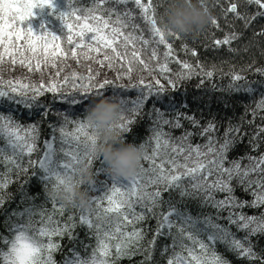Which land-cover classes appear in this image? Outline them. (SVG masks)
I'll return each instance as SVG.
<instances>
[{
	"label": "snow or ice",
	"instance_id": "1",
	"mask_svg": "<svg viewBox=\"0 0 264 264\" xmlns=\"http://www.w3.org/2000/svg\"><path fill=\"white\" fill-rule=\"evenodd\" d=\"M166 2L168 0H92L91 7L80 8L76 6V0H67L68 11L61 12L58 17L67 30L61 39L49 31L35 34L31 27H22L24 22L33 17L35 8H52L53 0H0V48L3 49L0 52V64L5 62L6 55H11L12 65L19 63L32 72L34 64L35 72L40 73L42 65L56 69L60 58L71 57L79 63L82 57L86 61H93L100 68H119L116 72L117 80L126 78L131 81L132 73L137 70L136 65L154 80V83H146L145 78L141 77L136 83L130 84L129 88H125L124 85L115 84L107 78L99 81L100 72L91 67L87 68V74L72 71L58 79L63 72V66L47 82L41 80L38 84L25 83L20 79H3L0 76V105L14 104L23 106L26 110L34 106L41 107L38 98L45 93H60L58 98L65 105L57 113L62 119L53 125L52 138L45 143L46 150L42 157L37 161L28 160L29 167L38 166L40 179L45 182L43 186L47 188L51 183L50 197L54 211L62 215L64 205L57 209L56 197L51 193L64 185L65 177L75 176L81 162L88 161L91 168L97 165L94 172L96 177L105 175L104 181H94L86 190L96 193L91 197V203L96 208L90 209L87 215L82 213L79 218V226H86L93 231L97 240L96 246L90 257L81 258L74 253V258L66 259L65 264H116L119 258L137 253L144 256L142 264H152L155 238L145 247L141 244L144 240L143 230L135 227L148 219L149 214L157 219L155 236L172 237L173 252L167 258V264H228L226 258L214 250L217 242L227 245L240 258L264 264V255H259L251 242V237L264 234V213L255 216L247 215L243 211L245 207H264V154L259 157L248 156L247 165H243L240 159H229L230 151L236 144L243 142V136L246 135L239 125L229 126L223 136L217 138L213 135L216 125L209 123L199 133L207 138L206 142L193 145L190 142L192 132L173 137L164 131L165 125L181 127L178 116L174 120L165 119L164 110L154 109L152 133L149 140L140 145L143 157L135 175L119 179L109 177L104 161L95 153L97 137L93 124L87 118V109L98 98L112 96L119 99L122 115L115 127L121 133H130L136 122L133 117L140 114L150 99L160 97L166 92L164 85L153 75L155 72L158 71L173 89L179 81L191 79L193 75L202 73L212 77L214 74V67L205 69L200 64L194 66L186 61H177L181 63L183 70L172 74L176 79L168 75L171 72L169 58L173 54V44L168 37L181 40L182 35L166 31L162 27L163 12L158 9ZM200 2L208 11L207 0ZM243 2L258 6L253 16L239 12L235 2H230L224 11L226 14H234L247 28L252 20L264 17V0ZM130 3L139 10V19L143 21L144 27L136 22L134 10L126 7ZM120 5L125 7L121 9L118 7ZM210 23L216 28L220 27L214 17ZM229 27L232 25L229 24ZM241 35L233 31L225 34L222 40H214V44L231 45ZM257 35L264 36V31ZM63 44L70 47H63ZM161 45L165 49L162 54L159 51ZM192 54L196 55L195 51ZM255 71L264 76V68H256ZM232 79L240 81L245 78L236 73ZM66 89H71L75 94H64ZM129 89H139L140 94L135 99H129L123 95ZM236 90L240 91V86H236ZM243 90L251 91L247 87ZM258 107L264 108V100H261ZM41 112L45 117L51 114L50 111H44L43 107ZM186 118L194 126H198L193 117ZM69 126H72L71 131L68 130ZM56 133H59V137ZM259 133L264 134V127L259 129ZM257 138L253 137L249 141L252 150L259 147L254 142ZM57 139L60 142L58 150L54 147ZM0 140L5 141V147L0 148V153L11 150V155L5 156V159L16 165L18 173L27 172L28 168L21 161L26 155L30 157L36 151L37 126H24L15 118L11 109L6 112L0 107ZM253 173H257L260 178L253 179ZM237 186L251 195L252 200L236 197ZM5 187L7 183H0V188ZM165 192H178L181 198L199 199L203 206L216 209V215L205 216L203 219L194 218L178 209L171 199L166 202L163 199ZM218 193L224 194L223 198H217ZM165 203L168 204V210L157 213L155 210ZM72 205L76 207L75 204ZM137 208L141 210L137 211ZM225 211L228 215L222 217L220 213ZM31 215L29 212L26 224L18 226L13 239H3V243L8 245L7 251H0L3 264H56L53 253L60 245L54 243L52 238L72 236V229L77 226L72 216L62 226L48 216L36 228ZM41 215L43 217L44 214ZM221 219H226L229 226L219 223ZM233 225L239 231L245 232L243 239L237 238L231 232L230 226ZM129 226H132L131 231H128ZM174 228L177 229L175 235L172 232ZM29 230L33 233L29 235L32 243L26 245L21 252L15 247L14 240H19L20 235L28 233ZM133 246L135 250L129 251ZM161 251L162 254L166 253L168 247L165 246Z\"/></svg>",
	"mask_w": 264,
	"mask_h": 264
},
{
	"label": "trees",
	"instance_id": "2",
	"mask_svg": "<svg viewBox=\"0 0 264 264\" xmlns=\"http://www.w3.org/2000/svg\"><path fill=\"white\" fill-rule=\"evenodd\" d=\"M23 2V0H19ZM146 2V0H145ZM158 2V0H157ZM230 2L238 4V11L246 13L248 16H253L258 10L256 5L244 4L243 0H207L208 11L211 18H216L220 27L216 28L209 22L208 25L199 33L193 35H182L181 40H176L174 37H168L169 41L173 44V54L169 58V67L173 79H176L173 73L182 71L180 62H188L194 66L197 64L203 65L205 69H213L214 74L212 77H207L202 73L193 75L191 79H184L179 81L176 88L173 89L167 80L157 71L153 75L160 83L164 85L166 92L155 99H150L142 108L140 114L135 119V124L132 126L130 133H123L124 139L128 143L136 145L145 144L152 133V121L154 119V109H162L165 111V119L174 120L179 117L181 127L174 128L165 125L164 131L170 133L173 137H180L185 132H192L190 142L193 145L204 144L206 137L199 135L202 128L206 127L209 123L216 125V131L213 133L217 138L223 136L225 130L229 126L239 125L246 135L243 136V142L235 145L229 153V159H240L243 165L249 163L247 157H259L264 154V134L259 133V129L264 127V108L258 107L261 100H264V76L256 73V68H264V36L257 35V33L264 31V17H258L252 20L247 28L244 26L242 20L236 19L234 14H226V9ZM167 2L158 9L163 12ZM76 6L80 8H88L92 6V0H76ZM119 8L123 9L125 6L120 5ZM127 8L133 9L137 16L136 22L144 27L143 21L139 19V10L135 9L133 4H128ZM67 0H53V7L35 8L33 10V17L22 24V27H31L35 34H43L45 31L52 32L54 35L64 38L66 35V28L59 20L61 12H67ZM229 24L232 27H229ZM237 32L242 34L240 38L234 41L231 45L214 44V40L223 39L225 34L230 32ZM147 35V32H145ZM251 42V44H250ZM20 43H23L22 41ZM187 45V47H185ZM63 47H70L66 44ZM230 49H235L232 51ZM247 49V50H245ZM164 47L161 45L159 51L162 54ZM3 49L0 48V52ZM195 51L196 55L192 52ZM102 58V57H101ZM11 55L5 56V62L0 64V68H5L6 71L0 73L3 79H20L22 82L39 83L41 80L47 82L51 76L60 66H63L61 77L70 74L72 71L87 74V68L91 67L93 70L99 71V81L107 78L114 81L115 84L124 85L129 88V85L136 83L141 77L145 78L146 83H154L153 77L148 75L147 72L140 70V66L136 65V71L132 73L131 81L123 78L116 79V72L120 69L108 70L100 68L99 65L93 61H86L82 57L77 63L71 57L60 58L58 60V67L53 69L42 65L41 72H35V65L33 64V71L29 72L27 68L21 66L19 63L16 65L11 64ZM155 67V62H153ZM243 69V70H242ZM199 71V69H197ZM52 74L48 76L49 74ZM240 74L245 79L234 81L232 76ZM236 86H240L241 90L237 91ZM245 87L250 88L251 91L243 90ZM72 93L71 89H66L64 94ZM139 89H129L123 95L129 99H135L139 95ZM60 93H45L38 98L39 104L44 108V111H50L51 114L47 117L41 112V107H33L32 109H24L23 106L9 105L7 103L0 105L4 111L11 109L15 114V118L24 126L35 124L37 126V147L32 155L25 156L21 164L28 168L27 172H19L14 163H10L5 156L11 155V150L0 153V183H7V187L0 188V251H7L8 245L3 243V239H13L18 226L26 224L29 220V212H31V219L35 222V227L41 226L40 221L48 216H51L54 221H58L62 226L69 216L74 218L77 226L72 229L73 235H64L62 237H53V242L60 245L59 249L53 253V258L56 264H65L66 259H73L74 253L78 254L81 258H88L91 256L93 248H95L97 240L93 231H90L86 226H79V218L81 214L87 215L90 209H95L96 205L91 203L87 207H80L76 205L61 202L56 198L55 207L58 209L64 205L63 214L54 211L53 202L50 197L51 183L45 188L40 179V172L37 165L32 167L28 166V160L37 161L42 157L45 149V143L50 141L53 135V125L58 124L62 119L57 115L58 112L65 108V105L58 98ZM111 95V92H109ZM125 115H130L125 113ZM186 117H193L198 126H194L192 122ZM72 126L68 130L71 131ZM59 137V133H56ZM258 137L254 142L259 144L256 150H252L249 143L250 139ZM5 147V141L0 140V148ZM54 147L58 150L60 148L59 139L54 143ZM102 159V158H101ZM92 167L93 178L97 183L105 180V175L96 177L94 175L95 168ZM104 178V179H103ZM253 179L260 178L257 173L252 174ZM110 183V181H109ZM235 186V181H233ZM89 185H81V190H87ZM255 187V186H254ZM92 197L96 193L88 192ZM222 193L217 194V198H223ZM235 196L246 201H251L252 196L244 192L240 187H235ZM163 199L167 202L171 199L172 203L183 212L191 216L203 219L205 216L216 215V209L210 206H203L199 199L181 198L178 192H165ZM137 208V211H140ZM168 204L165 203L161 208L156 209L157 213L166 212ZM243 211L247 215L259 216L264 213V207L250 208L245 207ZM23 213V215H21ZM43 213V217L41 215ZM222 217H226L228 213H220ZM95 219V217H92ZM219 223L228 227L226 219L219 220ZM157 226V219L149 214V218L135 225L136 228L142 229L144 233V240L141 241L145 247L148 242L155 238V250L153 253L152 264H167V258L172 254L171 247L173 240L172 237L163 235L155 236ZM231 232L237 238L243 239L245 232L239 231L234 225L230 226ZM132 230V226L128 227V231ZM173 235L176 234L177 229L172 230ZM28 235H32L29 230ZM202 238L206 239V237ZM47 242V238H44ZM251 242L254 250L259 255H264V234L251 237ZM190 243V242H189ZM168 247V251L162 254V249ZM135 248L129 249L134 251ZM214 250L221 254L228 264H260L259 261L249 260L247 258H240L234 252L229 250V247L223 243L217 242ZM113 258L115 257V250L113 249ZM179 251V249H176ZM144 256L142 254H135L130 257H121L116 260V264H142ZM0 264H3L0 260Z\"/></svg>",
	"mask_w": 264,
	"mask_h": 264
},
{
	"label": "clouds",
	"instance_id": "3",
	"mask_svg": "<svg viewBox=\"0 0 264 264\" xmlns=\"http://www.w3.org/2000/svg\"><path fill=\"white\" fill-rule=\"evenodd\" d=\"M162 27L174 34L193 35L202 31L210 22L211 15L202 6L200 0H168L162 13ZM6 71L0 68V73ZM122 115V106L118 98L106 96L98 98L87 109V118L94 126L97 137L95 153L106 165V174L116 179L129 178L139 170L143 150L139 145L125 141L115 124ZM94 182L93 171L88 161L80 163L75 176L65 177L64 185L51 193L63 203L87 207L91 204L88 191L81 185ZM32 243L27 233L14 240L17 249Z\"/></svg>",
	"mask_w": 264,
	"mask_h": 264
},
{
	"label": "rangeland",
	"instance_id": "4",
	"mask_svg": "<svg viewBox=\"0 0 264 264\" xmlns=\"http://www.w3.org/2000/svg\"><path fill=\"white\" fill-rule=\"evenodd\" d=\"M50 75H52V74L50 73L48 76H50Z\"/></svg>",
	"mask_w": 264,
	"mask_h": 264
}]
</instances>
